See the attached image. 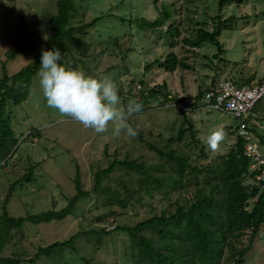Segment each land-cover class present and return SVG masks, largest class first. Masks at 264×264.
<instances>
[{
    "label": "rangeland",
    "instance_id": "1",
    "mask_svg": "<svg viewBox=\"0 0 264 264\" xmlns=\"http://www.w3.org/2000/svg\"><path fill=\"white\" fill-rule=\"evenodd\" d=\"M120 1L75 0L78 10L85 11L86 20L106 11L110 14L91 30L90 39L96 46L93 52L95 58L89 69L85 66L88 69L85 70L84 64H78L77 70L96 78H110L117 92L124 94L123 97L129 90L130 82L131 91L136 96L139 91L148 94L151 90L161 89L164 84L170 96L185 97L190 103L200 86H209L212 82L216 85L223 80L251 86L264 78V0H244L237 7L227 5L223 17L234 13L241 18L236 19L232 29L223 31L218 38L224 50L222 62L214 57L217 53L215 47L205 44L198 49L186 46L180 49L182 43L179 41V46L176 45L173 51L178 58H185L184 61L193 69L180 67L173 72H167L156 64L148 72L143 69L145 64L153 63L156 59L162 61L168 51L172 50L164 36L141 32L134 25L129 30L130 22L137 18H155L156 12L151 5L154 0H133L131 9L128 7L129 0H124L122 6L116 5ZM55 2L56 0H0V78L4 72L8 76L15 74L35 57H40L43 43L50 34L49 20L56 13ZM178 2L182 7L175 19L185 21L182 26L199 28V23H206L205 29H212L211 19L217 13L218 0H194L188 10L182 0ZM186 16L191 18V23ZM120 17L125 21H120ZM19 39L17 53L14 57L7 58V51ZM103 49L107 51L106 54L99 55L98 52ZM204 56L207 61H211L210 68L200 66L201 62H206L202 60ZM64 65L72 68L69 58L65 59ZM136 100L137 97L131 98V101ZM150 102V111L134 112L126 116L128 124L136 131L135 136L128 135L124 129L119 133L115 132L113 122L106 125L104 132L97 133L72 117L62 115L47 106L39 87L38 74L31 79L25 100L19 105H6L5 108V113L10 116V127L17 144L13 158L0 167V214L4 206L8 215L16 218L61 210L76 193L74 178L77 175L82 190L88 192V195L78 200L73 212L60 221L38 225L26 223L20 229L10 230L9 240L7 239L0 256H24L28 259L39 248L65 241L75 233L82 232L74 243L75 251L65 249L49 258L39 256L37 264L127 263L130 257L124 233L113 231L103 237L87 233L97 232L102 227L113 229L114 225L109 223L112 220L115 225L133 226L149 216L140 209L136 201L131 200L136 197L139 177L117 167L103 180L98 191H93V186L96 172L106 168L109 161L114 159L144 156L142 161L145 163L158 162L159 158L150 153L147 144L174 137L181 111L170 106L176 102L167 104L169 107L156 106L158 101L155 99ZM199 106L200 103L196 110L185 109V112L189 113L186 114L187 118L198 130L196 136L203 144L206 145V137L211 131L217 128L224 130V138L215 150L208 152V147H205V151L210 154L209 158L197 162L204 166L224 155L234 144L240 119L217 110H199ZM248 116L256 141H262L259 150L264 157V96L248 111ZM140 137L142 140H139ZM25 173L28 174L29 182L16 185L4 204L10 184ZM184 182L182 191L171 193V209L175 207L174 201L187 206L193 199L194 181L189 171ZM110 211L113 212L112 215H109ZM104 215H107V222L102 220ZM227 261L228 264L234 263L230 257ZM242 264H264V226L251 249L243 256Z\"/></svg>",
    "mask_w": 264,
    "mask_h": 264
},
{
    "label": "trees",
    "instance_id": "2",
    "mask_svg": "<svg viewBox=\"0 0 264 264\" xmlns=\"http://www.w3.org/2000/svg\"><path fill=\"white\" fill-rule=\"evenodd\" d=\"M178 1L160 0L158 3V0H154L151 5L156 12L155 18H137L129 24V30L134 25L141 32L164 36L167 44L172 48L162 61L156 59L153 63L145 64V68L143 67L145 72L150 71L154 64L167 72H173L180 67L193 69L184 61L185 58H178L173 51L180 42L182 43L180 49L185 46L198 49L205 44L215 47L217 53L214 57H217L218 62L223 61L224 50L218 38L223 31L232 29L236 19L241 18L236 17L234 13L223 17L225 8L227 5L237 7V4L244 0H218L217 13L211 19L213 27L210 31L205 29L206 23H199V28L190 25L182 26L185 21L175 19L182 7ZM182 1L187 10L188 6L194 2V0ZM132 3L133 0H129L130 9ZM116 5H124V0ZM55 7L56 13L49 20L50 34L43 43L42 49L55 47L60 50L61 63L64 64L65 59L69 58L72 69H79L78 64H84V67L87 66L89 69L95 58L93 52L96 46L90 39L91 30L103 18L109 17V12L100 13L95 18L86 20L85 11L78 10L75 0H56ZM186 18L190 23L192 22L189 16ZM119 20L125 21L121 17ZM183 31H185L184 34ZM176 37L180 40H176ZM19 44L20 39L7 51V58L14 57ZM106 52L103 49L98 53L104 55ZM191 52L193 53L192 50ZM202 60L206 62H201L200 66L210 68L211 61H207L206 56ZM39 63L40 57H35L30 64L15 74L8 76L4 72L0 78V167L13 158L17 144V139L10 127V116L5 113L6 105H19L25 100L31 79L38 73ZM87 68L85 67V70H88ZM130 84L124 97L122 92H117L121 103L126 105L131 98L137 97L135 102L141 104V109L137 112L142 113L152 109L150 101L153 99L158 101L155 103L156 106L180 102L194 111L201 102L205 90L215 85L212 82L209 86H200L193 98V103L190 104L185 97L170 96L164 84L161 89L151 90L148 94L139 91L137 96L131 91L132 82ZM177 109L181 111V118L177 129L174 130L175 136L147 144L150 153L159 158L158 162L145 163L142 161L144 156L124 160L114 159L109 161L106 168L95 174L93 191H98L103 180L117 167L137 175L139 178L135 190L136 197H132L131 200L136 201L140 209L149 216L133 226L115 225L112 220L109 223L114 225L113 229L102 227L97 232L89 231L87 234L103 237L113 231L124 233L128 241L127 251L130 257L126 264H228L229 257L232 258L233 264H242L243 256L251 249L261 227L264 226L263 194L260 193V187L254 181V174L249 172L250 159L244 155L245 140L236 134L234 144L224 155L200 166L197 162L209 158L210 149L208 152L205 151L207 146L196 136L198 130L187 118L186 114L189 113L180 108ZM139 140L142 138L140 137ZM258 143L260 145L262 141L259 140ZM31 168L33 169V166ZM32 169L31 181L33 180ZM188 171L194 181L193 199L187 206L174 201L175 207L171 209L169 206L171 193L184 189V179ZM198 176L201 178L199 179ZM27 182H29L27 173L16 178L10 184L4 204L16 185ZM74 188L75 195L59 211L49 210L41 214L16 218L10 217L4 206L0 214V252L7 243V239L9 240V233L13 228L20 229L26 223L38 225L60 221L70 215L77 201L84 195H88V192L82 190L78 175L74 178ZM112 214L113 212L110 211L109 215ZM106 219L107 215H104L102 220L106 221ZM81 234L83 233L77 232L65 241L53 242L39 248L34 256L28 259L24 256L12 258L0 256V264H37L41 256L49 258L65 249L75 251L74 243ZM86 263L89 262L86 261Z\"/></svg>",
    "mask_w": 264,
    "mask_h": 264
},
{
    "label": "clouds",
    "instance_id": "3",
    "mask_svg": "<svg viewBox=\"0 0 264 264\" xmlns=\"http://www.w3.org/2000/svg\"><path fill=\"white\" fill-rule=\"evenodd\" d=\"M60 61L59 49L53 47L41 50L37 74L47 106L56 109L62 115L72 117L97 133L104 132L106 125L113 122L115 132L119 133L124 129L128 135H136L126 116L141 109L139 102L130 100L126 105H121L117 89L110 78L86 75L79 70L66 67ZM223 138L222 128L211 131L206 137L208 149L215 150Z\"/></svg>",
    "mask_w": 264,
    "mask_h": 264
},
{
    "label": "built area",
    "instance_id": "4",
    "mask_svg": "<svg viewBox=\"0 0 264 264\" xmlns=\"http://www.w3.org/2000/svg\"><path fill=\"white\" fill-rule=\"evenodd\" d=\"M264 96V78L251 86L237 85L230 80H223L213 88L205 90L201 98L200 110H217L240 119L237 135L245 140L244 155L250 159L249 172L254 174V181L260 187L264 201V157L259 150L255 135L250 131L251 120L248 111ZM193 100L190 101V104ZM170 106L188 110L180 102ZM169 107V105H166Z\"/></svg>",
    "mask_w": 264,
    "mask_h": 264
}]
</instances>
